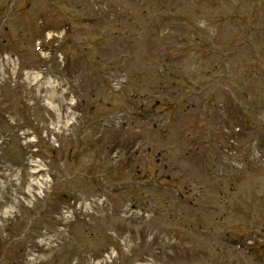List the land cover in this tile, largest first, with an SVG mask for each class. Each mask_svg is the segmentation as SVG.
<instances>
[{
    "label": "rangeland",
    "instance_id": "374dc122",
    "mask_svg": "<svg viewBox=\"0 0 264 264\" xmlns=\"http://www.w3.org/2000/svg\"><path fill=\"white\" fill-rule=\"evenodd\" d=\"M39 1H41V5L46 4V1ZM120 1L122 2L116 1L114 3H107L105 8L101 7L102 10L98 8L97 4L95 7H97L98 10H95L94 7L92 8L87 3H84L87 6V11H85L83 15L75 14L74 16L77 18L75 19L76 25L70 24L71 27H81L80 23H78L80 16L91 17V15H98V19L102 21L100 11L106 12L110 9L132 10L133 13L131 15H134V11L138 13L140 12L139 15L145 12V20L147 21L145 25H152L153 21L158 19L161 22H165L166 25H175L177 27L188 26V22L192 20L190 15L196 16L197 14H205L210 11L209 7L207 8L203 4H198L195 5V7L192 6V9H187L183 4H179L180 2H178V0H142V2H135L134 0ZM208 1L212 3L214 0ZM219 1L220 5H223L226 9L230 8V14L235 15L230 16L231 22H233V27L244 25V21L250 22L253 26L264 27V0H260L259 5L255 3V0H243L241 3L237 1L236 6L234 5L236 3L234 1H231V3L230 0ZM199 2H201V0H199ZM58 3H60V1ZM47 9L48 11H51L46 4V10ZM160 10H163V12L160 13ZM257 12L258 14L256 15ZM152 16L157 17L153 19ZM62 21L63 18L57 13L53 15L42 14L40 12L36 13V0H0V80L4 78L6 82L5 86L0 85V119L7 122V124L2 125L3 129L0 136L8 135L11 138H42L41 134L44 131L48 132L50 130L48 126L43 130L45 124L43 118L45 112L50 113L52 108L55 109L54 98L48 97L47 94L48 91L52 90L53 92V87L51 84L42 87L36 86V71H39V69H46L45 71L50 70L54 72V74L59 76L65 85H67L68 91H72V94L75 93L74 100L76 103L74 107L77 105V108L73 107V110L77 113L80 112L78 107L81 103H84L85 105L89 103L90 97H88V94L90 91H94L101 95V98L98 99V95L95 94L94 104H96L97 100H101L103 104L109 101L112 106L110 110L114 109L111 111L113 116H109V118L105 119H101L100 117L101 121L98 122V119L93 121V119L85 118L83 114L82 116L78 115L72 128H70V125H64L62 128L54 125L53 131L58 132L59 136H57L56 141H52V144L50 141L47 142V140L44 139V143L43 140H39V143H36V146L20 144L15 150H7V147H15L18 144L15 143L14 145L5 147L2 152L3 154L0 152V159L10 162L11 166L14 165L20 167L22 166L20 160L23 157V154H26L29 148L30 150L37 148L38 152L41 153V156L43 154L42 157L45 159L43 161L48 164L49 170L52 174L54 172L51 171V169H57L58 162L56 161L66 159L67 162H61L62 166H64V164L68 165L69 161V166H74L72 168L75 171L77 165H80L84 174H87L85 177H88L89 174L90 176L93 175V170L96 168V173H106L109 178L105 176V182L101 183V187L111 190L116 189V186H118L117 184H120L118 181L126 176L131 179H133L134 176V179L136 180L140 178V176L143 179L148 178L145 175L146 171H148L150 167L151 171L154 173V160H156L157 157H155V153H151V155L148 156L149 159L143 156L141 158H134L136 149L142 148L143 151L145 149L147 143H141V141L144 140L145 134H137L136 131L140 129V127L137 126L135 129L137 136H135L131 133L132 130H134V127L129 125L124 128L122 121L119 119L120 116L122 117V115H120L122 111L121 108L125 106V103L129 102V95H125L123 101L121 98L114 99L116 97H111L105 93L101 94L99 89L100 81L112 85L110 82H113L123 69L121 63L118 60L112 62L111 60L114 59L115 56L111 55H109L108 59L101 58L96 61L94 55H92L93 53H86L85 55L87 57L85 58H82L78 53L75 61H70L69 63H66L63 58H56L54 60L49 59L48 54L46 53L48 47H54L58 52L64 48V46H60V37L62 35L60 33L62 32L58 34L54 32L60 31L62 28ZM207 24L214 26L218 29V32L221 31L219 28H222L223 26L222 20L208 21ZM176 30L178 29H173L172 31ZM231 33L232 31H230V34ZM213 34L220 35L218 33ZM234 35L239 34L234 33ZM145 37L147 38L145 39ZM148 41L156 42L159 40L155 39V33L153 31L144 30L143 35L139 37L138 40V51L141 46L147 49L146 43ZM186 41L188 40L186 39ZM251 41L254 43V47L263 48L262 51L264 52V39L260 38L258 35H254ZM248 46L251 47L249 44ZM37 48H39V53L36 52ZM144 48L141 50L146 52ZM250 50L248 51V54ZM148 52L149 51L147 50V53ZM239 52L240 50H238V53ZM12 57H16V59L12 60L14 61V64L11 65L9 59ZM233 58L237 59L240 58V56L236 55L233 56ZM252 58L253 57L249 58V64L253 62ZM256 58H258L257 60L260 63L261 61H264V55ZM71 63L72 66L67 65ZM91 63L103 71L105 74L103 80L100 79V76L103 75L102 73H99V78L88 76V67L91 66ZM262 67L264 68V64H262ZM252 80H255L254 76L249 75V81L251 83ZM238 81H240V79H238ZM234 82H236V80ZM125 89L126 87L124 88V93ZM218 93L219 92H216V94ZM68 94L67 96H69ZM260 98L262 101L264 100V79ZM129 105L130 104L128 103L127 106ZM113 107H117V109ZM219 108L223 109L224 114L230 109L226 104ZM114 111H117L118 114ZM114 113L116 116H114ZM36 122H38V125ZM159 122L161 123V120H159ZM99 123L101 127L99 126ZM21 130L23 134L21 133ZM18 131H20V135H17ZM73 131H75V133L72 137L70 136L71 134L67 135V133ZM79 131H81L82 137L79 136ZM59 137H61L62 140L59 141ZM157 142L154 151L156 150V152H159V149H161V143L160 140ZM167 142L169 141L167 140ZM167 142L165 141V138L162 140V143L165 145H167ZM171 142L175 144L177 142V137H171ZM54 144L57 145L55 150L53 148ZM123 145H127L129 151L124 150L125 148L122 147ZM52 151L57 155L55 158L51 155ZM70 151H72L71 154ZM126 155L131 157V160L128 159ZM191 156L192 154L190 157ZM190 157H183L188 164L184 160H181V165L185 166V169H187L189 165H193ZM110 158L112 159L113 165L109 160ZM82 160H84L83 162L86 161L84 164L85 167L82 166ZM192 160L195 159L192 158ZM86 164H89V169ZM108 165L111 167L109 168L110 172L107 174L103 168H106ZM247 165H249L248 170L243 174L245 177H251L252 172L254 171H251L250 168L251 165L254 164L249 163ZM137 169L138 173L136 172ZM9 170L10 172L12 171V169ZM19 171L21 173V180H26L27 174L24 172V169H19ZM12 173L13 174L9 175L6 180L9 186L7 190L8 193L6 194V197H4L5 202L2 203L0 200V216L5 212L4 204L12 203L7 200H12V198L15 200V197L20 195L16 185V179H13L15 175H18V172ZM55 174L56 177L54 176L52 178L57 179L59 182L56 184V187H59L58 196L61 200H64L67 197L65 201H69L75 197L76 199L80 198V196L88 197L90 199L92 198L89 192L93 193L95 191L89 190V186L86 187L87 184H90L88 183V178L80 175L85 181H79L80 176L76 173L66 181L67 183H60L59 173L56 171ZM186 174L187 173L185 172V175ZM28 179H30V177H28ZM111 181L115 184H112ZM25 183L26 181H24V184ZM238 184L239 182L235 183L232 194H226L225 202L229 208L232 207L233 203L231 199H233L235 194V196H237L238 188L235 189V187L238 186ZM210 186L211 182L209 179L202 177L200 194L186 195L184 194V191H181L184 197L191 200L193 207L188 206L185 203L184 205H179V201L175 195L167 194L162 191H160L159 194H155L156 196H147L148 199L151 198V205H153L149 208L142 205L145 198L140 197L137 192L138 190L134 192L133 188H131V198H125V202L120 200L122 196L118 195L119 198H116L113 195H110L109 201L114 210L110 213L107 211L101 212V216H99L98 219L92 218L90 220L93 221L92 223H87L86 221L76 222L72 226V228H74V237L79 243L86 238V234L88 235V238L101 236L100 241H97L99 242V245L90 242V244H93V246L90 247L94 249L96 254L103 252L107 248L108 242L106 241V230H114L120 235H126L129 240L127 242V247L131 244L130 242H136V247H133L131 244L132 249L129 255L124 254V250L122 249V247L125 248L124 246L119 247V258L114 264H250L246 259H243L240 256L242 253L238 254V252H234L233 250H231L230 254L222 253L219 252L218 247L215 246L217 243H220L214 238L217 221H209L211 217H215V211L209 208L208 205L209 199L213 198L219 192L218 189ZM240 186L241 188L244 186L243 181L240 183ZM244 189L242 195L245 194L244 196L247 198L244 204H238V210L236 211V215L238 214V220H231L228 232L231 235L235 233V236L243 237V241H246L249 245H252L255 248L257 247V256L259 257L261 255V258L264 260V234L254 231H264L261 226V223L264 222V200L261 202V205H259L260 202H257V200H259L258 198L264 196V181L260 178V180L257 183H254L252 187L246 189L244 186ZM68 190H78V192L67 193ZM156 193L158 192L156 191ZM193 197L195 200L192 199ZM185 201L188 202L187 200ZM129 205H134V207L136 206L137 208H140L142 213H146V217L140 218L136 214H132L129 217H122V214L119 213H122V211L128 213L127 207ZM202 205H204L205 209L200 207ZM217 208L218 213L216 216L220 217L223 210L226 208V205L223 203L221 206L218 205ZM97 210L99 209L97 208ZM49 212L52 213V210L46 211V213ZM228 213L230 212L228 211ZM203 214L204 217H206L205 219L202 218ZM236 215H233L235 216L233 218H236ZM44 217L45 216H42L41 220H45ZM224 217L226 218V216L223 215L220 221L226 220L223 219ZM98 221H100V224L96 225ZM249 221L251 222L250 224H248ZM15 222L16 221L10 220L7 224L3 218H0V253L4 251L15 252L19 249V245L22 243L20 237L22 227L24 229L27 228L25 224L19 226ZM33 222L34 225L32 229L36 230V236L43 238L42 236L46 233V229H44V233H37V231L38 229L39 231L43 229L46 222ZM102 222L105 223L101 225ZM234 222L237 224L235 225ZM253 223L255 224L254 227ZM94 226H96L99 231L95 230V235H91ZM164 231L171 232L174 236L167 237ZM199 231H202V233L206 231L208 234L206 236L208 238L201 239L206 236L202 233L200 236ZM27 233L30 234L28 231ZM186 241H189L187 245L192 247V249L188 250L185 248ZM203 249L205 250V254L198 256V252ZM71 257L75 256H67L63 257V259L66 261ZM13 258L14 260H18L17 257ZM7 260L6 256L4 263H7Z\"/></svg>",
    "mask_w": 264,
    "mask_h": 264
}]
</instances>
